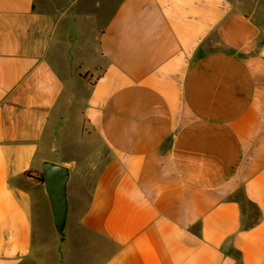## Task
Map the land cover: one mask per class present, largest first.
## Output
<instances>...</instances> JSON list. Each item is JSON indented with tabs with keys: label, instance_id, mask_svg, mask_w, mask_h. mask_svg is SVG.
<instances>
[{
	"label": "crops",
	"instance_id": "obj_1",
	"mask_svg": "<svg viewBox=\"0 0 264 264\" xmlns=\"http://www.w3.org/2000/svg\"><path fill=\"white\" fill-rule=\"evenodd\" d=\"M263 44L264 0H0V264H264ZM78 153L98 172L51 246L36 176Z\"/></svg>",
	"mask_w": 264,
	"mask_h": 264
},
{
	"label": "rangeland",
	"instance_id": "obj_2",
	"mask_svg": "<svg viewBox=\"0 0 264 264\" xmlns=\"http://www.w3.org/2000/svg\"><path fill=\"white\" fill-rule=\"evenodd\" d=\"M45 84L49 85L48 93L51 95L52 91V79L49 74L43 76ZM39 76L33 75V79L29 82L25 88H23L20 92H18L16 98L12 99V105L7 109V124H8V131L11 136L17 137L20 139L21 137L24 138L21 134L22 125H26L25 120L28 118V123L33 124L36 118V113L34 111V107L29 106L27 103L34 102V98L36 97V89H35V81L36 78ZM56 91V88L54 89ZM32 99V101H31ZM23 112H22V111ZM22 116L24 118V122H22ZM50 140V139H49ZM68 147V146H66ZM67 154L70 155L72 150L68 149ZM75 158H81L80 161L77 163V166L71 168L72 170V178L70 180L68 193H69V204L70 209L69 213L74 210V208L78 205H84L87 202L90 189L92 187L93 181L96 177L98 169L96 168L95 164L97 163V155L93 154H73ZM41 171L37 174V180L39 181V177L41 176ZM41 183L42 194L44 205L42 209V202L40 196H37L35 208L36 210L41 212L39 215L38 212L35 214V236L46 244L51 246L60 244L62 239L59 237L55 225H54V217L51 210V205L49 202L48 195L46 194L43 186V182Z\"/></svg>",
	"mask_w": 264,
	"mask_h": 264
},
{
	"label": "water",
	"instance_id": "obj_3",
	"mask_svg": "<svg viewBox=\"0 0 264 264\" xmlns=\"http://www.w3.org/2000/svg\"><path fill=\"white\" fill-rule=\"evenodd\" d=\"M261 52L264 55V44ZM42 171L44 173L43 186L51 205L54 225L59 237L64 240L67 232L69 213L68 188L72 178V170L66 164L43 159Z\"/></svg>",
	"mask_w": 264,
	"mask_h": 264
},
{
	"label": "trees",
	"instance_id": "obj_4",
	"mask_svg": "<svg viewBox=\"0 0 264 264\" xmlns=\"http://www.w3.org/2000/svg\"><path fill=\"white\" fill-rule=\"evenodd\" d=\"M39 181H41V182L44 181V173H43V171L41 172V176L39 177Z\"/></svg>",
	"mask_w": 264,
	"mask_h": 264
}]
</instances>
